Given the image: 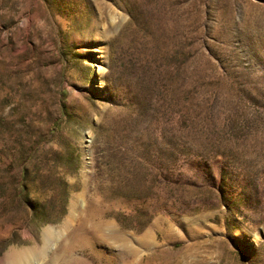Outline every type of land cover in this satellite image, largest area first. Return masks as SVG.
I'll list each match as a JSON object with an SVG mask.
<instances>
[{"label":"rangeland","instance_id":"rangeland-1","mask_svg":"<svg viewBox=\"0 0 264 264\" xmlns=\"http://www.w3.org/2000/svg\"><path fill=\"white\" fill-rule=\"evenodd\" d=\"M162 196L185 212L117 222ZM64 245L74 264H264V0H0V258Z\"/></svg>","mask_w":264,"mask_h":264},{"label":"trees","instance_id":"trees-1","mask_svg":"<svg viewBox=\"0 0 264 264\" xmlns=\"http://www.w3.org/2000/svg\"><path fill=\"white\" fill-rule=\"evenodd\" d=\"M147 15L149 16L148 19H147ZM152 15H153L152 12H148L147 14L143 15L141 12H137V11L134 12L130 9V11H129V17H130L129 22H131V24H134L137 27H142V26L146 27L147 25L150 26V25H152V23L150 24V22H151L150 17H152ZM147 20H149V21L147 22ZM154 25H156V24H154ZM156 26L157 27L154 28V33L158 32L160 30V27L158 25H156ZM173 54H174V56H177V55L179 56L181 54L180 49H177V51H174ZM161 144H162L163 150H165L166 148H170V147L173 148L174 147L173 146L174 144L172 142L166 140V139L162 140ZM162 176L168 177V174L165 173ZM186 206H187V204H185V203H180V204L179 203L178 204L170 203L169 201H167V199H165L162 196V201L159 199V202L156 203L154 209H153L152 205H148V204L145 205V203H142L140 205V207L135 210L134 214L125 215L124 219H126L127 223H124V221H122V219H120L118 217L116 218V220L125 229H132L135 231H141L147 225V223L151 220L153 214L156 211H158L160 209L166 210V209H169L171 207H174V208H177V210H179L180 212H183V211L185 212L186 209H184V208ZM141 218L143 221H140V222L136 223L135 225H133V223H131L132 220L137 221Z\"/></svg>","mask_w":264,"mask_h":264},{"label":"bare ground","instance_id":"bare-ground-1","mask_svg":"<svg viewBox=\"0 0 264 264\" xmlns=\"http://www.w3.org/2000/svg\"><path fill=\"white\" fill-rule=\"evenodd\" d=\"M81 204L83 205V201H81ZM76 211H77L76 205L73 204L72 205V215H74L76 213ZM97 228H98L97 230H99L101 227L98 225ZM51 233H52V231H51L50 228H46L44 230V232H43V243H42V246H40L41 247V251H46L45 249L48 250V248H50V246L52 244L51 240H50V236L52 237V235H50ZM173 236L174 235H171V233L165 234L166 240H170ZM98 238L97 239L99 240V242H100V240H102V242H103V240H104L103 236H99ZM113 238L116 241H121L123 243H127L128 239H129L127 236L119 234V233L118 234H114ZM138 240H139L140 244L146 245L148 248L153 249L154 246H155L153 244V237H152L150 231L148 233H146L144 236H142L141 238H139ZM107 241H108V238H107ZM68 248L69 247L65 246V245L60 248V252H63V256H64L62 258V261L60 260V256L58 255V253H55L54 256H52L51 259H50V264H74V263H71V260L69 258V254L67 255ZM34 250L36 251L35 248H26V249L21 250V251L11 250L8 253H6V255L4 257L0 258V264H14L18 260H20V259H22L24 257H28V256L32 255L34 253ZM116 252L117 253H121L122 251L121 250H117ZM131 254L135 255L136 252L132 251ZM29 264H31V263H29ZM34 264H35V262H34Z\"/></svg>","mask_w":264,"mask_h":264},{"label":"clouds","instance_id":"clouds-1","mask_svg":"<svg viewBox=\"0 0 264 264\" xmlns=\"http://www.w3.org/2000/svg\"><path fill=\"white\" fill-rule=\"evenodd\" d=\"M59 246L56 244L52 245V251H55ZM35 264H50V256L48 254H43L39 259L35 261Z\"/></svg>","mask_w":264,"mask_h":264}]
</instances>
